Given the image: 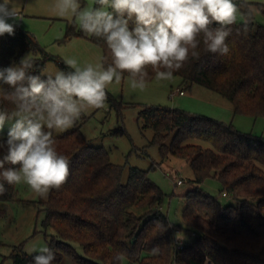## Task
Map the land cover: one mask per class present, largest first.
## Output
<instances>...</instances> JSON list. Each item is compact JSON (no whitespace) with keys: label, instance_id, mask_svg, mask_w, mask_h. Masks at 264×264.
<instances>
[{"label":"trees","instance_id":"obj_1","mask_svg":"<svg viewBox=\"0 0 264 264\" xmlns=\"http://www.w3.org/2000/svg\"><path fill=\"white\" fill-rule=\"evenodd\" d=\"M80 3L84 7L86 0ZM249 6L264 13V4ZM249 10L246 33L242 22L231 26L228 55L206 52L201 43L199 59L190 57L173 76L180 77L188 89L198 85L219 94L231 103L234 115L256 119L264 118V26L255 23L251 9L245 12ZM75 38L98 46L102 58L108 57L110 62L104 41L84 34L73 20L59 42ZM27 55L34 62L29 74L42 79L50 60L56 61L60 71L71 70L64 60L49 56L28 31L15 28L14 35L0 36V70L19 65ZM148 71L150 82L155 73ZM123 78H129L128 74ZM0 88L12 90L3 81ZM107 99L114 104L108 93ZM0 106L10 113L14 110L2 97ZM138 121L142 129L153 131L150 145L159 148L163 159L175 157L192 168L196 187L185 194L182 210L183 226L192 232L185 247L176 249L174 227L162 207L166 195L150 180L149 171L131 169L123 183L122 167L113 164L103 148L93 147L81 128L75 127L53 137L57 151L69 159L70 174L59 190H51L48 199L40 202L46 214L43 226L55 233L50 239L46 236L55 253L52 264H204L206 258L216 264H264V137L163 106H143ZM208 179L220 182L222 194L231 204H222L201 188ZM0 183L6 189L0 195L1 221L17 199V184ZM153 249L158 252L154 254ZM34 256L14 251L12 264H33ZM117 256L122 258L117 260Z\"/></svg>","mask_w":264,"mask_h":264},{"label":"clouds","instance_id":"obj_2","mask_svg":"<svg viewBox=\"0 0 264 264\" xmlns=\"http://www.w3.org/2000/svg\"><path fill=\"white\" fill-rule=\"evenodd\" d=\"M93 3L99 7H82L80 0H54L51 8L55 15L74 20L87 36L103 40L110 62L103 57L81 67L75 58H68L64 63L70 71H58L42 79L29 74L34 62L28 55L19 65L0 70V81L12 89L0 88V97L14 109L10 113L0 106V132L6 121H14L6 138L0 137V181L8 185L23 182L40 197L59 190L70 174L69 159L57 151L51 130L73 127L89 109L104 107L106 89L114 82L119 84L124 73L133 89L143 91L149 68L156 80H171L190 57L199 59L201 43L206 52L228 55L226 40L232 34L231 26L239 17L246 33L248 20L244 17L251 15L250 10L245 12L250 9L249 0ZM22 20L17 0L0 3V36L14 35L17 22ZM5 191L4 183H0V195ZM155 223L164 230L160 221ZM39 252L33 264H52L55 253L50 247H42ZM156 252L158 249H153Z\"/></svg>","mask_w":264,"mask_h":264},{"label":"rangeland","instance_id":"obj_3","mask_svg":"<svg viewBox=\"0 0 264 264\" xmlns=\"http://www.w3.org/2000/svg\"><path fill=\"white\" fill-rule=\"evenodd\" d=\"M249 3L264 4V0H249ZM89 6H96L93 0H86L84 7ZM250 9L255 23L264 26V13L256 7ZM64 19H44V22L50 24L40 23L38 31L34 34L47 54L53 59L64 61L75 58L81 67L100 61L102 50L85 39L75 38L65 44L59 42L65 35L67 23L73 21ZM238 22H242L239 17ZM58 71L60 68L56 61L50 60L43 75L54 76ZM193 88L188 89L180 77L173 76L171 80L153 79L147 82L145 89L141 91L130 86L129 78H122L119 84L114 82L106 89L114 104L106 99L104 107L89 109L73 127L51 130L53 137H59L75 127H80L84 137L93 147L103 148L108 152L110 161L122 167L123 183L128 181L131 169L149 171L150 180L166 195L163 211L168 215L174 230L181 231L184 244L192 234L183 226L182 210L185 206V194L196 187L193 183V171L187 161L175 157L163 159L159 148L150 145L154 133L150 129H142V123L138 121L141 108H178L231 124L242 133L264 137V118L234 115L231 103L219 94L198 85ZM177 90L183 91L184 95L176 93ZM173 93L176 94L172 96ZM13 122L6 121L0 137L6 138L8 128ZM152 167L155 169L151 170ZM178 181L182 184L177 185ZM201 188L224 205L232 203L230 198L223 196L221 184L216 179H208ZM48 195L40 197L27 184H17V199L9 205L7 216L0 221V264H12L11 256L14 251L19 250L31 256L40 254L42 247H49L46 236L50 239L55 233L51 228L45 229L43 226L46 214L40 205L41 201L48 199ZM183 227L184 229H180Z\"/></svg>","mask_w":264,"mask_h":264},{"label":"crops","instance_id":"obj_4","mask_svg":"<svg viewBox=\"0 0 264 264\" xmlns=\"http://www.w3.org/2000/svg\"><path fill=\"white\" fill-rule=\"evenodd\" d=\"M2 2L3 0H0V3ZM17 2L19 3L20 14L23 17V20L18 21L15 28L28 31L33 35L38 31L40 23H48L44 22V19L57 20V17H59L54 14L51 8L54 0H17ZM64 20L70 21L68 18ZM9 22L11 23L12 21ZM193 89L194 88H192V90Z\"/></svg>","mask_w":264,"mask_h":264},{"label":"built area","instance_id":"obj_5","mask_svg":"<svg viewBox=\"0 0 264 264\" xmlns=\"http://www.w3.org/2000/svg\"><path fill=\"white\" fill-rule=\"evenodd\" d=\"M176 93H179L180 95H184L183 91L177 90ZM176 93H173L172 96H174ZM181 181L177 182V185H181ZM224 197H226V194H223ZM174 234H175V245H176V249L177 251H181L183 250V248L185 247V244L181 238V231L180 230H174ZM179 237V238H178ZM205 264V263H204ZM208 264H216L215 261L209 259Z\"/></svg>","mask_w":264,"mask_h":264}]
</instances>
